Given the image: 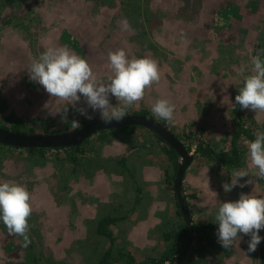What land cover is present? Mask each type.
<instances>
[{
  "label": "rangeland",
  "instance_id": "1",
  "mask_svg": "<svg viewBox=\"0 0 264 264\" xmlns=\"http://www.w3.org/2000/svg\"><path fill=\"white\" fill-rule=\"evenodd\" d=\"M98 1H101L98 3L99 8L87 9L88 3L84 0L82 4H69L67 0H31L32 5L25 6L30 3V0H27V3L24 5L25 8L23 6L20 8H8L0 0V21L4 14H11L14 17L11 24L2 25L0 22V126H15L21 133L41 135L49 131L66 132L73 130L71 125L72 119H76L80 123L88 121V119L81 116L71 107H69L68 112L69 121L64 123H61L59 114L54 117L49 115V109L55 111L63 102L51 98L41 85L37 86V90L29 89L35 90L34 95L29 90L27 93L34 101L36 98L39 99V103L36 106L28 104L26 102L27 96L18 92L17 84L23 86L24 83L21 75L23 69L27 70L33 60V56L38 58L35 50L37 47L39 48L40 40H36L35 37L41 36L44 48L59 44L67 46L78 54V51L76 52L74 48L76 47L80 51L78 55H82V57L88 59L98 78L102 80H106L110 75V70L107 67V54L109 50L114 51L118 48H123L129 58H142L145 56L155 58L159 66H161L159 84H163V88L158 91V94L162 98L169 99L176 106L174 124H170L162 119L159 120L164 122L166 128L177 139L182 140V142L193 145L197 140H201L209 146L219 148V143L222 139H226V136L220 138V132L217 130L218 127H214L217 134L214 136L210 135L208 131L211 129V126L207 125V122L212 118H222L223 122L229 120V124L234 125L233 116L235 111H238L245 120L251 121L252 119V121H255L253 128L251 127L254 134L260 131L261 124L264 122V113L256 115L250 109H242L236 104L235 96L238 95V89L243 86V76L238 74V69L241 66H245V74L250 72L252 56L256 55L263 48V46L258 45V39L260 40L261 38L253 36V38L246 40L247 36L241 33V36L246 38L243 41L234 43V41H226L225 37L220 36V39H215L217 41L212 40L213 42H208L204 36V29H201L202 31L199 33H195L185 27V25L192 26L198 19L194 22L188 21L186 24H183L184 26L173 32L166 27L154 29V27L151 28L148 24H146L145 29L140 30L141 14H131L130 18H126L131 27L129 30H123L120 22L125 18L124 13L121 11L120 14H114L105 8L108 0ZM116 1L118 2L119 0ZM134 1L132 0V2ZM146 2L148 4L149 0H146ZM126 5L137 6L135 3ZM170 17L174 20L176 18L184 19V16L179 12L175 13L174 16L170 15ZM212 17L214 21V15ZM257 19H260L258 21L261 24L264 22V18ZM151 20L154 25L155 17L153 15ZM157 25L159 24L157 23ZM260 27H264V24L260 25ZM239 30L241 31L242 29L240 28ZM209 31L212 36L216 37L218 35V32L215 30L210 29ZM181 33L184 34L183 39L181 38ZM194 36L199 38H195ZM261 36H264V33ZM193 37L195 40H193ZM170 49L177 51L169 53ZM101 54L104 60L100 62L97 60H99ZM167 88L171 95L168 92L166 93ZM178 95H180V103L176 101ZM183 100L184 102H182ZM110 102L114 105L117 103L114 97L110 98ZM147 103L146 98L142 99L128 111L127 115L133 114V112L138 110H147L153 114L151 107L149 108ZM153 103V101L149 102L150 105ZM80 106H84L83 98H81V102L77 105V107ZM182 108L193 112V118L187 120ZM88 112L94 116V119H100L99 112H93L91 109H88ZM195 115L198 116L196 120ZM233 129L231 132L234 131ZM131 133L129 136L123 132L122 134H110L105 140L107 144L104 143L105 145L103 144L95 148L91 157L104 158L103 155H106L109 156L108 158H111L116 152L118 153L114 158H120L123 154L128 159L133 157L135 152L130 156L126 154V152H129L128 148H131L129 145L142 147V141L149 140V135L141 129H136ZM131 140L133 142L136 141V143L132 144ZM244 140L245 138L240 139L238 143L244 153L243 163L238 169L246 167L248 163L247 147L244 144ZM94 141L95 137L93 136L88 143H94ZM111 143L112 145H110ZM89 144L84 146V150L89 148ZM108 144L110 147L104 150V147ZM107 151L110 152L104 154ZM145 153L144 155L135 154L137 157L131 158L134 161L128 164L132 165L133 168L137 164L140 165L144 162ZM45 154V160H40V163L44 164L42 165L39 162L36 164V160H33L32 155H27L23 152L19 153L14 149L0 148V182L15 181L25 185L28 191L30 188H33L34 191L31 193L32 199H35L40 193H46L44 198L47 200L46 203L49 207L50 202L54 201L52 200L53 197H50L49 194L55 189L56 176L50 174V176H47L45 172H50L51 168L54 167L53 162H46V160L52 158L54 153L48 151ZM60 155L62 156L61 153ZM86 157H90V155H86ZM148 157L151 158V156ZM111 164L112 166L108 167V170L115 174L117 170L114 172L112 168L115 169L118 165L115 166V162H111ZM208 165V162H203L201 165L194 166V168L198 169L199 167ZM131 168L128 169L130 170ZM89 172L90 170L87 168L86 173ZM232 172V170L227 171L226 175H222L220 183L230 182ZM115 176H118V174ZM48 177L51 179V183L47 185ZM246 179H249V177L242 178L240 182L243 183ZM82 185L83 183L81 184V188ZM36 189H38V194H34ZM240 189L228 193L219 191V197L217 196L219 202L231 201L226 199L228 197L239 198L241 192L249 193L254 191L256 194L264 195V180L254 179V184L247 185L243 190ZM210 190L214 192L213 195L216 194L215 189L211 188ZM75 194H80L78 199L75 198L78 204L81 203L83 205L84 203L91 202V198L86 197L81 191H72L69 194L70 199L65 197L66 199L63 200L67 206L57 214L56 218V221L65 220L58 223L60 226L56 232L50 228H48L49 230H44L46 224L43 222L41 226L42 234L38 233L40 243L37 244V248L43 244V248L41 249L42 257L56 259L58 263L62 259V261H66L65 264H96L102 250L108 246V242L102 237L98 238L97 236L88 234V232L86 233L85 225L89 221H96L99 217L92 219L89 216L88 218H84V212L82 214L78 212L77 209H80V207L73 200ZM194 200L193 208L202 207V202H204L205 206L210 204L209 199L202 201V199L199 200L195 195ZM132 202L139 204L137 200H132ZM219 202L215 205L217 209ZM125 203H129L128 200ZM140 205L143 208V204ZM199 212L200 210L198 209L193 211L196 219L199 217ZM74 216H77L75 220ZM51 218L54 219L53 216ZM73 223L78 227H74ZM89 225L92 226L94 223H90ZM145 226H148V224ZM155 233V231L151 232L148 229L147 235L149 238H147L145 246H137V239L127 241V243L121 236L118 237L119 240L116 243L122 247V252L124 250L130 251L136 262L144 261L148 258L156 259L160 256L163 247L160 245L159 235ZM259 235L264 238V229L260 230ZM249 239L250 237L246 236L245 242L243 238H240L239 242L237 240V243L234 245L236 247L230 252L226 251L228 254L225 257L219 256L218 259H215L213 255H205L199 260L204 264H258L251 262L242 254L244 248H247L245 246H248L247 241ZM139 242L142 243L143 240L139 239ZM259 244H264V239ZM205 246L204 242L202 243L195 238L188 251V256L197 254V251H200L199 247L203 248ZM67 247L70 248V253L67 252ZM215 252L213 248L212 253L214 254ZM64 253L67 255L65 256ZM187 258H182L177 264H185ZM111 259L113 260V264H121L118 261L115 262L114 258ZM106 264H109V261Z\"/></svg>",
  "mask_w": 264,
  "mask_h": 264
},
{
  "label": "flooded vegetation",
  "instance_id": "2",
  "mask_svg": "<svg viewBox=\"0 0 264 264\" xmlns=\"http://www.w3.org/2000/svg\"><path fill=\"white\" fill-rule=\"evenodd\" d=\"M26 1L27 0H2V3L6 4L8 8H14V7L20 8L22 6L24 7V5L27 3ZM67 1L69 2V4L70 3L82 4L83 2V0H67ZM84 1L88 3L87 9H93L94 7H98V3L101 2V1L99 2L98 0H84ZM107 3L108 4L106 5L105 8L109 9V11L113 12L114 14L115 13L120 14L122 11L124 13V17L127 19L131 17V14L132 15L141 14V22H140L141 29L140 30L145 29L146 24H148L149 26H151V28L154 27V29L166 27L170 29V31L173 32V31H177L181 26H184L183 24H186L188 21L194 22L195 20L198 19L196 23L193 24L192 26L185 25V27L186 29L191 30L195 33H199L204 29V32H205L204 36L207 38L208 42L217 41L215 39H220V36H221L223 38L225 37L226 41L227 40L231 42L234 41L235 43V42L243 41L246 39L245 37L241 36V33H244L247 36L246 40L253 38V36H257V38H261L260 40L258 39V45L263 46L262 50H264V36H261L264 33V27H260V25H263L264 22H262L261 24L258 21L260 19H257V18H264V0H149L148 4L146 0H135L134 2H132V0H123V1L119 0L118 2L116 0H108ZM131 3H135L137 6L126 5V4L130 5ZM30 4L32 5L31 0H30V3L26 4L25 6L27 5L29 6ZM178 12L184 16L183 20L178 19V18L174 20L170 17V15L174 16V14ZM152 15L155 17L154 25L151 20ZM212 15H214V21H213ZM137 19L139 20V18ZM13 20H14V17L11 14H4L0 22L2 25L8 24V23L11 24ZM157 23L159 25H157ZM240 28L242 29L241 31L239 30ZM210 29L217 31L218 35L216 37L212 36L210 31L208 32V30ZM194 37L199 38L196 36ZM35 38L36 40H40L39 48L37 47V42L35 43L37 47L35 51L37 55L39 56L45 50V48L42 46L43 45L42 37L38 36ZM195 38L193 40H195ZM56 46H61V45L56 44ZM74 48L76 52L78 51V54H79L80 51L76 49V47ZM176 51L177 50L170 49L169 53L176 52ZM35 58L36 57L33 56V59ZM102 60L104 59H102V54H101L99 56V60L97 61L101 62ZM160 67L161 66H159V68ZM21 75L23 77L22 79H24V83H23V86H20L19 84H17L18 92L21 94L23 93L24 95L27 96L26 102H28V104H34L36 106L39 103V99L36 98V100L34 101L31 96L27 95V93L29 89L37 90V86H40V85L37 82H34L29 78V75L25 69H23ZM160 75H161V70H160ZM161 88H163V84L158 83V84H154L151 88H148L146 90L145 97L143 99L145 98L147 99L148 101L147 104L149 108L151 107L149 102H152V101L155 102L157 99L162 98L158 94V91L161 90ZM35 90H29V92L34 95ZM167 92L168 94H170L168 88L166 89V93ZM235 113L239 115V120H237L235 116H233V119H234L233 126L234 127L232 126V129L234 128L233 129L234 131L231 132L232 130L231 129L230 130L231 133L229 132L226 135V139L221 140V142L219 143V148H217L216 146L215 147L209 146L206 142L201 141V140H197V142L192 145L189 143L182 142V140H180L179 138L178 139L176 138L178 142L181 144L184 151L188 155H191L190 162L183 172V175L181 178V185H180L181 197L187 209L191 229H189V227L184 221V218L180 210L179 201H178V198L175 192V188L173 186V180L177 173V168L183 162L182 158L180 157L179 154L175 152L178 155V159L176 160L177 165L174 169L173 162L169 160L165 152V149L167 147L171 148L170 146L164 143L159 137L154 135L152 132L142 127L134 126L135 128L131 130V132H133L136 129L137 130L141 129L148 133L149 140L142 141V144H141L142 147L129 145V147L131 148H128V150L129 152H135V154L138 153L139 155L141 154L144 155V152H146L145 155L147 154L148 156H151V158L157 160V162L159 163L158 166H160L162 170V174H163L162 182H163V185H165L164 188L166 189L167 192H169L172 198V201H173V205H174L173 215L165 219V221H163V223H161L158 226V228L154 230L156 232L155 234L159 235L158 239L161 241L160 245H162L163 247V250L160 256L156 259L163 258L164 254L166 255L169 247L172 244L176 246L175 248L176 252L174 253L173 257H171V259L174 260V264H177L178 261H180L182 258H185V257L186 258L188 257L187 260L185 261V264H190L191 262L193 264H204L199 259L203 258L205 255H213L215 259H218L219 256L225 257L228 254L227 253L228 251L230 252L236 247V246L235 247L233 246L232 248L228 250V249L223 248L221 244L218 243L217 236H216V230L218 229V224L216 223V220H215V216H216L218 209L215 207V204H209L205 206V205H202L201 203L202 207L193 208V205L195 202L194 195L197 197V194L187 191V186L190 187L189 185L184 186L185 176L187 172L191 169L190 168L191 165L196 166V165H201L203 162H208V163L212 162L216 165L219 171H226V172L231 171V170L233 171L237 169L236 167L239 168V166L242 165L244 153H243V150L240 149L238 143L240 139H243V138L248 139L246 135H240L236 139V145H235L236 151L235 152L237 153V161H234V162H237L236 165L226 166V165L221 164L220 162L215 161V159L210 158L209 156H205V155L202 156L200 153L199 154L196 153L197 145L204 144L208 146L211 150H213L215 154L221 155L222 153H225V155L235 160L234 155H231L232 153L231 136L236 131L237 122H239L242 128L246 132H248V134L251 136V138H249L248 140H252L255 138V135L252 132L253 130L252 128H253V125L255 124V121H252V119L251 121L245 120V118L242 117L238 111H235ZM128 115H139V116L151 118L157 121L164 128H166V125L164 122L157 119L153 114L149 113L147 110H138L136 112H133V114H128ZM94 120H98V119H94ZM89 121H93V120H88L87 122ZM83 123L85 122H82L80 124L82 125ZM263 124L264 122L261 125L263 126ZM0 127L3 129L5 128L10 129V127H6V126L2 127V125ZM123 129L124 128L93 133L89 135L84 141H82L77 147H61V148H55V149L37 150V149L12 148V147H8V146H4L0 144V146H3V148L14 149V150L17 149L16 151L19 153L23 152L27 155H32L33 160H36L35 161L36 164L37 162L40 163V160H45V155H46L45 153H47L48 151L54 153L52 158L46 160V162L48 161L49 163L53 162L54 167L51 168L50 172L49 171L48 172L45 171V172L47 176H50V175L56 176L55 189L54 191L52 190L53 193L49 191L50 192L49 196L53 197L52 200L54 201L50 202L49 207L47 206V203H46L47 200H45L44 198V195H46V193L38 194V189L35 190L34 194L37 193L38 196L35 197V199L34 198L32 199L33 212H32L31 217L29 218V226H30L29 237H30L31 243L27 247L23 246L22 237L9 235L7 228L5 227L3 222L0 221V260H1L0 264H65L66 263V261L65 260L62 261V259L60 260V263H58L56 262V259H49V258L42 257L41 249L43 248V244H41V246L37 248V244L40 243L39 241L40 237L38 236L39 235L38 233L42 234V229H41L42 223L44 222L46 224L44 227V230H49L48 228H50L52 231L54 230L55 232L58 231V227L60 226L58 223L65 220V219H61L60 221H56L57 214L61 210L63 211L65 209V206H67L63 202V200L66 199L65 197L69 198L70 197L69 194H71L72 191H75V192L77 190L80 191L81 184L84 183L85 180H90V178H92V175L96 172L95 170L98 167H100L99 169L102 171L105 170L104 172L106 174L109 172L108 167L112 166L111 162L113 163L115 162V166L118 165V167H116L115 169L112 168L114 172L115 170H117V172H120L119 170H123V169L129 170L128 168L132 167V165L128 164L130 163L128 161H130L131 159L130 158L128 159L127 157H125V155H123L120 158L91 157L93 152L95 151V148H98L100 145L102 146L106 142L105 140L107 139V137H109L110 134L111 135L115 133L122 134V132L127 134L128 136L132 134L131 132L127 133L123 131ZM166 129L173 136H175L168 128ZM10 132L21 133L20 131L17 130V128H15V130H12ZM66 132H50L49 131L41 135H58V134L66 133ZM27 135H32V134H27ZM93 136L95 137V141L94 143L91 142L89 144L88 142L90 138ZM135 143L136 141L134 142L132 141V144H135ZM86 144H89V148L87 150H84V146H86ZM185 146L188 147V150L185 149L186 148ZM37 151L38 152L42 151V153L39 154L37 153ZM57 152H60L62 156L60 155V153H57ZM86 155H90V157H86ZM222 159H225V157H222ZM90 163L91 165L89 166ZM87 168L88 170H90L89 173H86ZM43 183H45V181H43ZM48 183H51L50 178L47 180V185ZM223 183L225 182H221L219 186H217L215 189L218 195L220 194L219 191H224L222 187ZM236 188H238V186L233 188L232 191L238 190L240 187L238 189ZM33 191H34L33 188L29 189L30 193H32ZM79 196L80 194H75L73 196V200L75 201L76 204H78L76 199H78ZM226 199L235 201L238 198L228 197ZM139 201L140 199L138 198L137 202ZM225 202H228V201H225ZM195 209L200 210L199 214L196 213L199 215L197 219L195 218L193 214V211ZM51 216H53L54 219H52ZM75 218H77V216H74V220ZM103 219H105V217L98 218L96 221H92V222L89 221V223L85 225L86 233L88 232V234L92 236H97L98 238L102 237L99 235V233L102 231L99 225H100V222L103 221ZM107 220L110 222V224L104 227V231H109V233L113 237H115V240L112 246L110 245V242L107 241L108 246L102 250V253L99 255V258L96 261V264H100V261L104 259L103 257L105 254L110 255L106 259L107 262L109 261V264H113V260L111 258H114L115 262L118 261L121 264H125L126 255H130L132 257L133 255L128 250H124V252L121 253L122 247L116 243V241L119 240L118 234L114 235L113 233V228L117 225V222H114L110 219H107ZM90 223H94V225L91 226L89 225ZM74 227L77 228L78 226L74 225ZM246 236L247 235L241 234V238H243V240L246 238ZM195 238L200 240V242L202 243L204 242L206 246L203 248L199 247L200 251H197V254L188 256V253H189L188 251ZM245 247L248 248V246H245ZM206 248H208V250H206ZM213 248L216 251L214 254L212 253ZM247 248H244V250L242 251V254H244L246 258H248L251 262L262 264L261 256L264 255V244L262 245L259 244L253 254L252 252H249ZM67 249H68L67 252L70 253V248L67 247ZM64 255L66 256L67 254L64 253ZM148 259H155V258H148ZM148 259L144 261H140V262H136V261L134 262L135 264L145 263L148 261ZM107 262H105L104 264H106ZM168 263L169 262L166 261L163 264H168Z\"/></svg>",
  "mask_w": 264,
  "mask_h": 264
},
{
  "label": "clouds",
  "instance_id": "3",
  "mask_svg": "<svg viewBox=\"0 0 264 264\" xmlns=\"http://www.w3.org/2000/svg\"><path fill=\"white\" fill-rule=\"evenodd\" d=\"M123 30H129L126 18L121 22ZM181 38L184 34L181 33ZM106 80L98 78L92 65L85 57L73 52L67 46H49L31 61L27 68L29 78L41 85L51 98L63 103L49 115H60L61 123L68 120L69 107L81 116L93 120L88 109L99 112L104 124L121 122L128 111L145 97L146 90L158 84L161 75L159 63L152 57L129 58L123 48L109 50ZM251 70L245 74V66L238 69L243 76V86L238 89L235 102L242 109H250L258 115L264 113V50L251 58ZM114 97L116 104L110 102ZM83 98L84 106L77 107ZM175 104L167 98L157 99L151 105V112L157 119L174 124ZM73 129L81 127L78 120L72 119ZM252 140L245 139L248 163L244 168L234 170L230 182L223 183L228 193L239 186L244 188L254 184V179L264 180V131H257ZM249 177L241 183V179ZM208 183V182H207ZM33 212L32 195L27 187L15 181L0 182V221L9 235L20 236L23 246L30 243L29 218ZM218 229V243L225 249L232 248L241 234L250 237L248 251L254 252L261 242L259 235L264 229V195L241 192L235 201L219 202L215 216Z\"/></svg>",
  "mask_w": 264,
  "mask_h": 264
},
{
  "label": "crops",
  "instance_id": "4",
  "mask_svg": "<svg viewBox=\"0 0 264 264\" xmlns=\"http://www.w3.org/2000/svg\"><path fill=\"white\" fill-rule=\"evenodd\" d=\"M176 101L180 103V95H178ZM183 110L187 120L193 118V112L188 111L186 108H182ZM197 117L195 115V120ZM229 122V120L223 122L222 118L209 119L207 125H210L211 129L208 133L212 136L216 135L217 132L214 127H218L220 138L225 137V134H228L233 126ZM110 145L105 146L104 150ZM109 152L107 151L104 154ZM113 152L115 153V151ZM117 153L113 154V157ZM132 153L126 152L127 156L132 155ZM136 155L134 154L130 159L136 158ZM103 157L108 158L109 156L103 155ZM158 164L156 159L149 158L146 154L143 163L137 164L134 168L132 166L127 171L123 169L119 170L120 172H115V174L108 172L106 175L105 170L102 171L98 167L92 178L85 180L80 189L81 193L91 198V202L89 201L90 203H84L83 205L79 203L77 205L80 207V209H77L78 212L81 214L84 212V218L89 216L92 219L94 217H107V219L117 222V225L113 228L114 235L118 234V237L121 236L126 242L137 239V246H145L147 238H149L147 235L148 229L151 232L156 230L165 219L173 215L174 210L172 198L164 188L163 174ZM190 168L184 180V186L189 185L191 187L187 186V191L196 193L199 200L209 199L210 204L216 205L219 201V195L217 193L213 195L214 192L210 189H216L220 184V180H222L220 177L226 175L227 172L219 171L212 162L208 166L199 167L198 169H195L192 165ZM236 168L238 169V167ZM116 174L118 176H115ZM138 198L140 199L139 204L132 202V200ZM126 200L129 203H125ZM140 204H143V208ZM202 205H204V202H202ZM132 224H134L133 227ZM146 224L148 226H145ZM143 229L144 231H142ZM139 239L143 242L140 243Z\"/></svg>",
  "mask_w": 264,
  "mask_h": 264
},
{
  "label": "water",
  "instance_id": "5",
  "mask_svg": "<svg viewBox=\"0 0 264 264\" xmlns=\"http://www.w3.org/2000/svg\"><path fill=\"white\" fill-rule=\"evenodd\" d=\"M130 126L142 127L159 137L164 143L170 146L182 158V164L177 168V173L173 180V186L179 201L180 210L185 223L190 228L189 216L184 201L181 197L180 185L185 168L188 166L191 155H188L175 136L157 121L139 115H127L121 122L113 121L104 124L100 119L85 122L80 128L58 135H27L10 132L0 127V144L12 148L23 149H55L61 147H77L89 135L101 132L120 129ZM188 241V240H187Z\"/></svg>",
  "mask_w": 264,
  "mask_h": 264
},
{
  "label": "trees",
  "instance_id": "6",
  "mask_svg": "<svg viewBox=\"0 0 264 264\" xmlns=\"http://www.w3.org/2000/svg\"><path fill=\"white\" fill-rule=\"evenodd\" d=\"M235 118L237 120H239V115L235 113ZM2 127H5L4 125H2ZM15 126H10V129H6L8 131H12V130H15ZM135 127L134 126H131V127H127V128H124L123 131L127 132V133H130L131 130H133ZM260 131H264V124L262 126V128L260 129ZM240 135H246L249 138H251V136L248 134V132H246L242 126L239 124V122H237V128H236V131L232 134L231 136V150H232V153L231 155H234L235 157V160L231 159L229 156L225 155V153H222L221 155H218V154H215L213 150H211L208 146L204 145V144H199L197 145V148H196V153H200L202 156H209L210 158H213L215 159V161L217 162H220L221 164L223 165H226V166H232V165H236L237 162H234V161H237V153L235 152L236 149H235V145H236V139L240 136ZM101 138V137H100ZM3 148V146H0V148ZM186 147V146H185ZM185 149L188 150V147H186ZM17 150V149H16ZM165 152L169 158V160L171 162H173V167L175 169L176 165H177V162L176 160L178 159V155L175 153L174 150H172L171 148H166L165 149ZM37 153L41 154L42 151L38 152ZM222 157H225V159H222ZM110 222L107 220V218L105 217V219H103L102 222H100V227L102 229V231L99 233L100 236L104 237L107 239V241L110 242V245L112 246V244L114 243V240H115V237H113L109 231H104V227H106L107 225H109ZM175 248L176 246L174 244H172L166 255L164 254V257L161 258V259H148L147 262L145 263H138V264H163L164 262L168 261L169 263L168 264H174V260L171 259V257H173L174 253L176 252L175 251ZM121 253L122 252V249H121ZM110 255L109 254H105L104 255V259L100 261V264H104L105 262H107V258L109 257ZM134 258L130 255H126L125 257V264H135L134 262ZM261 262L262 264H264V255L261 256ZM190 264H193L192 262Z\"/></svg>",
  "mask_w": 264,
  "mask_h": 264
}]
</instances>
